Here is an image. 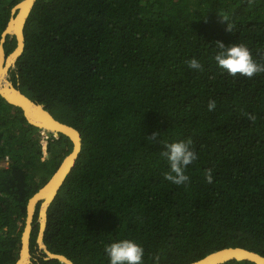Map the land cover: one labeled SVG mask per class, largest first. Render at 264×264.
Masks as SVG:
<instances>
[{"label":"trees","instance_id":"1","mask_svg":"<svg viewBox=\"0 0 264 264\" xmlns=\"http://www.w3.org/2000/svg\"><path fill=\"white\" fill-rule=\"evenodd\" d=\"M20 1L0 0V44ZM24 35L9 79L82 137L48 208L51 252L110 264L105 246L129 239L144 248L143 264H188L229 247L264 255V72L232 76L214 59L216 41L244 43L264 64V0H36ZM17 46L9 34L6 54ZM192 58L201 69L188 67ZM41 131L0 94V159L9 157L0 264H17L29 201L74 148L53 132L44 147ZM188 137L198 158L178 186L160 152ZM40 206L31 252L37 264H66L39 249Z\"/></svg>","mask_w":264,"mask_h":264},{"label":"water","instance_id":"2","mask_svg":"<svg viewBox=\"0 0 264 264\" xmlns=\"http://www.w3.org/2000/svg\"><path fill=\"white\" fill-rule=\"evenodd\" d=\"M27 1L28 6L30 7L27 11L26 15L23 17L21 27L15 28L14 21L20 16V13L25 8L24 3ZM36 0H21L13 9H12V16L2 33V39L0 44V67L2 69L6 68V80L4 81L0 77V94L11 104L18 106L23 109L24 115L26 116L29 123L40 127L42 129V134L47 135L50 132H53L56 137L59 136L60 133H63L71 138V140L74 143L73 151L68 154L61 165L58 167L56 172L52 175V177L49 179V181L44 184L36 193L35 195L30 199L28 204V221H27V228L30 226L29 232L26 234V231L23 234L22 237V249L25 246V237L27 239L28 247H27V262L29 264H35L31 261V252H30V234L32 230V217L34 216V211L36 204L40 201H43L42 205V225H41V232L38 238V242L40 245H44V249L48 255L47 259H58L66 264H74L68 257L62 254H56L48 250V247L44 243V232L46 228V218H47V210L50 205V203L54 200L56 197L59 189L61 188L62 184L64 183L66 177L70 173L72 167L75 165V162L78 158V155L82 149V137L79 130L74 128L73 126H70L66 123L61 122L60 120L56 119L53 114L50 112V110L46 109L45 105L36 102L32 100L30 97H28L26 94H24L20 89H18L13 82L9 79V70L11 67H13L16 63V60L21 55V53L24 50L25 45V35H24V26L27 21V18L35 4ZM9 34H14L17 37L18 40V46L15 49L14 52H12L10 55H7L4 50V43L6 41V38ZM21 48V49H20ZM19 50V51H18ZM3 51V52H2ZM3 53V56H2ZM15 53V54H14ZM14 54V61L10 62L9 57ZM3 57V60H2ZM9 64V65H8ZM4 74V73H3ZM7 83L9 84L7 86ZM8 89V92L6 94L4 91ZM39 120V122H38ZM46 133V134H45ZM53 181V182H52ZM52 182V185L55 187V190H51V196L48 198L45 195H39L43 189H45L50 183ZM37 195H39L37 197ZM30 212L32 214L30 215ZM29 220L30 223H29ZM23 251V250H22ZM21 251V252H22ZM227 251H231V254L228 255L226 258L222 259V256H226ZM248 260L255 262L256 264H264V255L248 250L246 248L242 247H229V248H223L220 250H216L205 257L188 263V264H222L224 262L230 261V260ZM22 260V253H20V259L18 260L17 264H22L20 261Z\"/></svg>","mask_w":264,"mask_h":264},{"label":"clouds","instance_id":"3","mask_svg":"<svg viewBox=\"0 0 264 264\" xmlns=\"http://www.w3.org/2000/svg\"><path fill=\"white\" fill-rule=\"evenodd\" d=\"M222 19L223 21H226L223 17ZM226 31L232 32V28L229 24L227 25ZM215 47L218 49V51L214 59L217 62L218 66L226 70L229 75L236 76L237 74H241L248 78H251L257 73L264 72V64L257 63L253 59L251 51L244 43H233L226 46L223 42L216 41ZM187 64L190 69L199 70L202 67L200 62L195 58L187 61ZM215 107L216 102L214 100L209 101V111L214 110ZM245 115H247L249 120L254 121L256 119V117L252 114L246 113ZM159 136L160 133L154 131L151 136H149V139L153 142H157ZM159 143L163 144L161 140H159ZM193 143V139L191 137H188L187 140L163 144L164 150L160 152V155L168 161V164L170 166V170L165 173L166 180L178 186L186 184L189 181L190 178L185 174V170L198 158L196 151L191 147ZM205 178L208 183L212 182L213 177L211 169L206 170ZM39 204H41L38 220L40 222V213H42L43 201H40L36 204L34 215ZM33 219L34 216L32 217V222ZM41 225L42 224L40 222V232ZM43 250L45 251V249ZM105 253L110 259V264H143L144 248L134 240L123 239L108 244L105 246ZM156 260L158 261V257L156 258Z\"/></svg>","mask_w":264,"mask_h":264},{"label":"bare ground","instance_id":"4","mask_svg":"<svg viewBox=\"0 0 264 264\" xmlns=\"http://www.w3.org/2000/svg\"><path fill=\"white\" fill-rule=\"evenodd\" d=\"M24 5V9L22 10V12L20 13V16L13 22L14 23V26H15V28H17V27H21V23H22V20H23V17L26 15V13H27V11L29 10V6H28V3H27V1L23 4ZM21 49V48H20ZM19 51V50H18ZM3 52V51H2ZM15 54V53H14ZM14 54H12L10 57H9V61L10 62H13L15 59H14ZM2 56H3V53H2ZM2 60H3V57H2ZM9 65V64H8ZM8 67V66H7ZM7 67L6 68H4V69H2L1 67H0V77L3 79V77H4V81L6 80V69H7ZM4 73V74H3ZM9 84L7 83V86H8ZM6 92H8V89H6L5 91H4V93L6 94ZM38 122H39V120H38ZM46 134V133H45ZM53 182V181H52ZM52 182L45 188V189H43L42 190V192L39 194V195H45V196H47L48 198H50V196H51V190L53 191V190H55L54 188V186L52 185ZM39 195H37V197L39 196ZM32 214V212H30V215ZM42 216H43V214H42ZM43 219V218H42ZM30 221L31 220H29V223H30ZM29 229H30V226H28V229H27V231H26V234L29 232ZM27 247H28V243H27V239H26V237H25V246H24V248H23V251H22V260L20 261V263L22 262V264H29V262H27V258H28V255H27V253H28V251H27ZM41 247L43 248L44 247V245L42 244L41 245ZM231 254V251H227V253H226V256H222L221 258L222 259H224V258H226L228 255H230Z\"/></svg>","mask_w":264,"mask_h":264},{"label":"crops","instance_id":"5","mask_svg":"<svg viewBox=\"0 0 264 264\" xmlns=\"http://www.w3.org/2000/svg\"><path fill=\"white\" fill-rule=\"evenodd\" d=\"M4 50H5V48H4ZM5 53H6V52H5ZM9 55H10V54H9ZM41 133H42V131H41ZM48 135H49V133H48L47 135L42 134L43 138L45 137V138L47 139V141H46L47 143H46L45 145L42 144L44 147H46L47 144H48V137H49ZM43 138H42V139H43ZM42 139H41V140H42ZM41 143H42V141H41ZM66 156H67V155H66ZM66 156H65V157H66ZM65 157H64V158H65ZM6 158H8V160H7ZM63 160H64V159H63ZM62 162H63V161H62ZM8 165H9V157H8V156H5V158L0 159V170H2V169L5 168V167H8ZM60 165H61V164H60ZM55 172H56V171H55ZM55 172H54V173H55ZM51 177H52V176H51ZM51 177H50V178H51ZM48 181H49V180H48ZM48 181H47V182H48ZM47 182H46V183H47ZM46 183H45V184H46ZM62 185H63V184H62Z\"/></svg>","mask_w":264,"mask_h":264},{"label":"rangeland","instance_id":"6","mask_svg":"<svg viewBox=\"0 0 264 264\" xmlns=\"http://www.w3.org/2000/svg\"><path fill=\"white\" fill-rule=\"evenodd\" d=\"M5 52H6V51H5ZM41 141H42V144H43V145H45V144L47 143V142H46L47 139H46L45 137H44ZM41 214H42V213H40V222H41V224H42V217H41ZM40 222H39V224H40ZM26 227H27V226H26ZM25 231H26V228H25L24 232H25ZM24 232H23V234H24ZM38 244H39V242H38ZM39 247H40L39 249L42 248L40 244H39ZM42 249H44V248H42ZM22 250H23V249L21 248V251H22ZM21 251H20V253H22ZM39 251H40V250H39ZM30 252H31V248H30ZM31 255H32V258H31L32 263L37 264V263H36L37 258H35L34 254H33L32 252H31ZM19 259H20V258H19Z\"/></svg>","mask_w":264,"mask_h":264},{"label":"built area","instance_id":"7","mask_svg":"<svg viewBox=\"0 0 264 264\" xmlns=\"http://www.w3.org/2000/svg\"><path fill=\"white\" fill-rule=\"evenodd\" d=\"M8 160V158H6Z\"/></svg>","mask_w":264,"mask_h":264}]
</instances>
